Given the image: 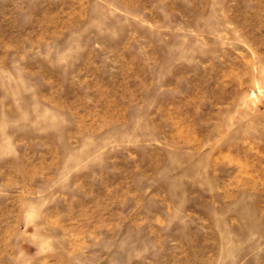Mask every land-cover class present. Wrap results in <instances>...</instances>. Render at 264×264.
I'll return each mask as SVG.
<instances>
[{
  "label": "rangeland",
  "instance_id": "rangeland-1",
  "mask_svg": "<svg viewBox=\"0 0 264 264\" xmlns=\"http://www.w3.org/2000/svg\"><path fill=\"white\" fill-rule=\"evenodd\" d=\"M0 264H264V0H0Z\"/></svg>",
  "mask_w": 264,
  "mask_h": 264
}]
</instances>
